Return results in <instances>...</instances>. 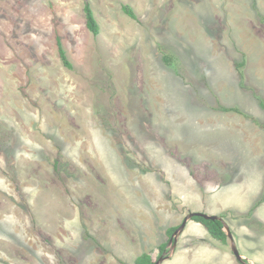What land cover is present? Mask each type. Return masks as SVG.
<instances>
[{"label": "rangeland", "instance_id": "1", "mask_svg": "<svg viewBox=\"0 0 264 264\" xmlns=\"http://www.w3.org/2000/svg\"><path fill=\"white\" fill-rule=\"evenodd\" d=\"M259 100L264 0H0V264L157 261L196 211L220 212L246 263L264 264V192L250 209L247 184L234 189L264 171ZM234 129L235 160L214 152ZM165 254L242 264L193 219Z\"/></svg>", "mask_w": 264, "mask_h": 264}, {"label": "trees", "instance_id": "2", "mask_svg": "<svg viewBox=\"0 0 264 264\" xmlns=\"http://www.w3.org/2000/svg\"><path fill=\"white\" fill-rule=\"evenodd\" d=\"M124 12L132 19H137L136 14L134 13L133 9L129 6H124L123 7ZM84 14H85V19H86V27L87 29L94 35V36H98L100 34V25L95 17L94 11L91 7V5L89 3H86L84 6ZM57 47H58V54L59 57L63 63V65L66 68L71 69V63L68 60L66 51L63 47V44L60 40L57 41ZM167 56V55H165ZM167 62H170V58H166ZM260 101V106L262 107V109L264 110V102ZM226 111L232 110V111H236V112H240L239 109L237 108H223ZM264 126V124H263ZM264 199V195L262 200ZM262 200L259 201V203L256 205L258 206ZM193 220L197 221L198 223L202 224L205 229L207 230V232L210 234V236L218 241L221 242L223 244L227 243L228 240V235L225 231V227L223 222H221L220 220L217 221H212V220H206L202 217H194ZM179 226L177 227H171L167 230V235L169 237L168 241L163 243L162 245H160L159 247V251H160V255L159 257H161L163 255V253L167 250L168 248V244L170 242V239L173 235V233L177 230ZM156 261L153 260L151 254L149 253H143L142 255H140L139 257L136 258L135 260V264H155Z\"/></svg>", "mask_w": 264, "mask_h": 264}, {"label": "crops", "instance_id": "3", "mask_svg": "<svg viewBox=\"0 0 264 264\" xmlns=\"http://www.w3.org/2000/svg\"><path fill=\"white\" fill-rule=\"evenodd\" d=\"M235 123H236L235 128H239L238 127L239 122H235ZM231 132H233V133H231ZM231 132H229V134H227L226 137H224L223 133L220 134L221 146L215 147L214 152H215V150L217 152L220 151L221 154L225 153V155H227V156H229L235 160V159H239L240 156L244 153V152H242L241 144H243L244 142H246V143H244L243 145L247 144V140L242 136V134H241V136L243 137V139H242V137L241 138L239 137L240 135L237 134V133H240V132H238V129L231 130ZM255 144L256 143H252L250 145H247L248 151H247V154H245V158H247V157H252L251 159L256 158L255 154H256L259 147H258V145L256 146ZM257 167H258V165H257ZM258 170H259V168H258ZM259 171H261V168ZM259 171L256 175L253 174V176L249 178V181L246 180L245 178H243V180L240 181V183H238L236 185L239 188H237V187L234 188L235 190H239L245 184H247V186L249 187V188L246 187L245 191H248L250 193V195L248 197H245V199H243L242 201H240V202L244 203V206H247L246 208L251 209V208H253L254 205L256 206L259 203V201L261 200L260 198L264 192V171H261V172H263V177L261 175V172H259ZM242 174L244 175V172L241 171V175ZM219 189H221V188H219ZM216 190L217 189H214L213 191H216ZM223 198H224V201H223L224 203L225 202L228 203L229 199H231L230 196H228L229 199L226 198L225 196ZM256 199H257V201H255ZM236 204H239V203L234 202L233 206ZM260 205H258V207H257L258 209H259ZM196 212H201V211H196ZM206 214H208V213H206ZM219 214H220V212L219 213H216V212L211 213L212 216L220 217ZM208 215H210V213Z\"/></svg>", "mask_w": 264, "mask_h": 264}, {"label": "water", "instance_id": "4", "mask_svg": "<svg viewBox=\"0 0 264 264\" xmlns=\"http://www.w3.org/2000/svg\"><path fill=\"white\" fill-rule=\"evenodd\" d=\"M194 217H202V218H204L206 220H212V221L220 220L221 222H223L225 229L228 231V233L226 232L227 235H228V239H230L231 242H232V251H233L235 257L242 264H247L246 261L240 255V253H239L238 249L236 248V246L234 245L232 235H231L229 229L226 227L223 219L218 217V216H212V215H208V214L200 213V212H192V213L188 214L185 217V219L182 222V224L173 233V235H172V237L170 239V242H169V244L172 245V250H174L176 248L178 239H179L180 235L183 233L184 229L186 228V225H187L188 221L192 220ZM165 260H166V254L164 252L163 255L155 262V264H162Z\"/></svg>", "mask_w": 264, "mask_h": 264}]
</instances>
